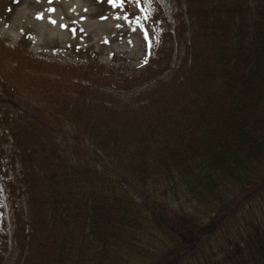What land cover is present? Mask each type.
<instances>
[{"label":"trees","instance_id":"16d2710c","mask_svg":"<svg viewBox=\"0 0 264 264\" xmlns=\"http://www.w3.org/2000/svg\"><path fill=\"white\" fill-rule=\"evenodd\" d=\"M171 1L134 73L0 39V264H264V0Z\"/></svg>","mask_w":264,"mask_h":264},{"label":"rangeland","instance_id":"374dc122","mask_svg":"<svg viewBox=\"0 0 264 264\" xmlns=\"http://www.w3.org/2000/svg\"><path fill=\"white\" fill-rule=\"evenodd\" d=\"M160 2L173 21L172 11L176 4L170 0ZM7 6H11L14 11L8 14L7 20L0 19V37L14 45L28 33L32 39L24 40L33 45V52L40 58L63 62L70 58L81 62L89 58L88 54L92 52L98 54L97 60L103 64L136 71L148 56L151 41L143 28L134 22L136 12L131 15L118 7L111 10L105 8V5L99 6L95 0H0V9L6 10ZM38 14H42L43 18H38ZM150 37L154 39L152 34ZM177 59L178 56L175 62ZM1 90L2 86L0 92ZM130 96L132 94L124 97ZM62 142V149H74L68 139H63ZM78 151V155L89 159L100 158L94 149ZM129 190L133 197L142 201V195L138 191ZM7 216H11L9 206ZM7 264H13L12 257Z\"/></svg>","mask_w":264,"mask_h":264},{"label":"snow or ice","instance_id":"6c2138e0","mask_svg":"<svg viewBox=\"0 0 264 264\" xmlns=\"http://www.w3.org/2000/svg\"><path fill=\"white\" fill-rule=\"evenodd\" d=\"M129 2V0H108L109 4H115V5H123L124 3ZM135 4L137 6L141 5L142 0H134ZM149 2L151 3L152 0H149ZM54 11V10H53ZM38 18H43L42 14H38ZM103 18V17H102ZM53 23H55V21H52ZM66 27V26H65Z\"/></svg>","mask_w":264,"mask_h":264}]
</instances>
